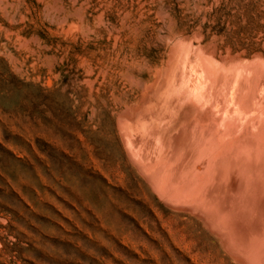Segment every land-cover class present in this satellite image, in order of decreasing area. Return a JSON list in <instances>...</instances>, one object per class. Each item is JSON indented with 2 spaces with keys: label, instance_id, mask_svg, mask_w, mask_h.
<instances>
[{
  "label": "rangeland",
  "instance_id": "obj_1",
  "mask_svg": "<svg viewBox=\"0 0 264 264\" xmlns=\"http://www.w3.org/2000/svg\"><path fill=\"white\" fill-rule=\"evenodd\" d=\"M256 1L0 0V264H220L138 192L115 155L111 104L98 113L88 93L108 95L115 46L134 39L147 38L151 61L184 38L245 59L263 52Z\"/></svg>",
  "mask_w": 264,
  "mask_h": 264
},
{
  "label": "bare ground",
  "instance_id": "obj_2",
  "mask_svg": "<svg viewBox=\"0 0 264 264\" xmlns=\"http://www.w3.org/2000/svg\"><path fill=\"white\" fill-rule=\"evenodd\" d=\"M184 39L156 61L147 58V38L115 46V84L106 95L91 80L90 106L105 114L111 104L107 116L115 155L152 206L187 230L220 264H264V51L245 59L202 46L206 42L191 49V41Z\"/></svg>",
  "mask_w": 264,
  "mask_h": 264
}]
</instances>
